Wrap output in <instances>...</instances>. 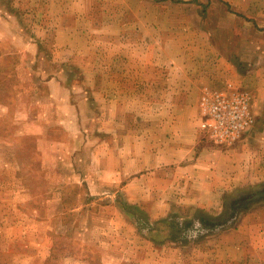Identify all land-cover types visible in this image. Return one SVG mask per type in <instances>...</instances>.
<instances>
[{
	"label": "rangeland",
	"instance_id": "rangeland-1",
	"mask_svg": "<svg viewBox=\"0 0 264 264\" xmlns=\"http://www.w3.org/2000/svg\"><path fill=\"white\" fill-rule=\"evenodd\" d=\"M236 3L0 0V264H264V197L230 215L264 182L216 193L199 168L249 131L224 146L199 128L204 90L251 91L245 61L264 58L248 8L263 18L264 0ZM185 104L168 166L159 123Z\"/></svg>",
	"mask_w": 264,
	"mask_h": 264
},
{
	"label": "crops",
	"instance_id": "crops-1",
	"mask_svg": "<svg viewBox=\"0 0 264 264\" xmlns=\"http://www.w3.org/2000/svg\"><path fill=\"white\" fill-rule=\"evenodd\" d=\"M226 6H236L237 0H220ZM250 16L254 17L255 22H263L264 17L259 18V14L257 11V7L255 6H248ZM254 9V10H253ZM255 11V12H254ZM244 58V57H241ZM249 61H245V63H249L250 69L248 71V79L250 80V86L252 88V92L249 90L252 96V111L254 113L255 123L251 128H249L248 133L243 134L242 138L238 143H236L233 147H221L220 149L216 150H209V149H202L203 151L209 150L211 152L208 153L209 160L205 162H201L199 164V168L204 171L202 172L205 176H211L212 178L207 183L209 190H215L216 193L219 189H222V186L225 184L230 187H237L243 186V184H255L264 182V58L256 53H251L249 56ZM239 62V61H238ZM243 62V61H240ZM208 79H210L208 75ZM203 83V85H201ZM200 84V85H199ZM209 84V83H208ZM197 86V87H196ZM200 88H199V87ZM205 81H199L197 84L193 83V86L190 87L192 89L191 93L195 94L196 102L198 103L200 90L206 87ZM196 88V89H195ZM194 89L196 90L194 92ZM189 90V89H188ZM184 95L186 93L184 92ZM197 106V105H196ZM170 108L168 112H172L166 121H160L159 127L170 129L167 134V146L163 147V158L165 160V165L168 166H175L178 161H182L185 158V155L181 152L183 150V145L185 144L184 136L182 134H178L177 130L181 127L190 128V117L193 112H198L196 108H193L190 104H185L182 107L176 105H169ZM259 124V125H258ZM258 125V126H257ZM193 137V133H191ZM190 137L189 135H186ZM184 144H183V143ZM191 145H188L189 148L188 152L193 149V142L189 141ZM198 140L195 141L197 144ZM182 145V146H181ZM213 148V147H211ZM215 149V148H214ZM213 151V152H212ZM191 152V151H190ZM159 154H162L161 151ZM160 155L156 157V160ZM187 159H192L191 153L186 155ZM162 158V157H159ZM179 158V159H178ZM139 157L137 156V160ZM155 160V159H153ZM140 161V162H139ZM139 161H135V163L130 164L132 165L131 169L129 167V160L127 161V165L121 168L122 174H126L128 176L134 175L138 170L139 166L142 162H145V158L139 159ZM203 161V160H202ZM210 161V163H209ZM189 166L186 163L183 168ZM164 166V165H163ZM196 166V163L193 164L192 168ZM190 170V169H188ZM193 170V169H192ZM224 182V183H223ZM125 190L130 189V182L125 184ZM223 236V235H222ZM262 239H264V235H262ZM261 240V239H260ZM262 247L264 248V240ZM222 250L226 251L227 257H229L231 252L229 251L231 248L235 251L233 254L232 259L238 260L239 259V252L240 246L231 247L229 244L223 246ZM205 254L207 252H204ZM230 259V258H229ZM250 259V257H249ZM258 262H256L257 264Z\"/></svg>",
	"mask_w": 264,
	"mask_h": 264
},
{
	"label": "built area",
	"instance_id": "built-area-1",
	"mask_svg": "<svg viewBox=\"0 0 264 264\" xmlns=\"http://www.w3.org/2000/svg\"><path fill=\"white\" fill-rule=\"evenodd\" d=\"M251 100L246 89H205L201 97L200 130L215 144L232 145L254 121Z\"/></svg>",
	"mask_w": 264,
	"mask_h": 264
},
{
	"label": "trees",
	"instance_id": "trees-1",
	"mask_svg": "<svg viewBox=\"0 0 264 264\" xmlns=\"http://www.w3.org/2000/svg\"><path fill=\"white\" fill-rule=\"evenodd\" d=\"M242 195H240L241 197H243L241 200H237L235 199V201L233 200L234 204H233V212H231V216L234 214V209H238L241 206L246 205V203H248L249 201L252 200H257L260 197H264V188H257L255 190H253V192H247V193H241Z\"/></svg>",
	"mask_w": 264,
	"mask_h": 264
}]
</instances>
